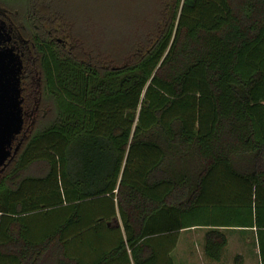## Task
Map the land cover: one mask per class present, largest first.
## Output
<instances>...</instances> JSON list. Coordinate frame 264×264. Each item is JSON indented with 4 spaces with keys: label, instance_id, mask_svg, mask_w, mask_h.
<instances>
[{
    "label": "trees",
    "instance_id": "trees-1",
    "mask_svg": "<svg viewBox=\"0 0 264 264\" xmlns=\"http://www.w3.org/2000/svg\"><path fill=\"white\" fill-rule=\"evenodd\" d=\"M56 7L70 37L36 43L49 115L0 169V264H84L68 239L115 217L88 264H175L192 226L212 260L225 228L251 230L264 264V0H156L117 53L89 47Z\"/></svg>",
    "mask_w": 264,
    "mask_h": 264
},
{
    "label": "rangeland",
    "instance_id": "rangeland-1",
    "mask_svg": "<svg viewBox=\"0 0 264 264\" xmlns=\"http://www.w3.org/2000/svg\"><path fill=\"white\" fill-rule=\"evenodd\" d=\"M10 1L14 8H23L25 4L23 0ZM44 1L49 2V6H61L66 14L74 17L75 29L82 32L83 38H85L89 47L100 48L101 50L111 49L116 53L119 49V44L123 47L143 33L145 27H148L149 23L154 19L156 9V0ZM42 103L45 109H48L49 104L46 101ZM49 109L44 110L45 118L49 115ZM114 219L117 221L118 218L115 217ZM203 229L204 227L201 226H192L178 232L179 241L186 239L193 243V248L190 250L191 254L186 256L189 259H186L189 264H202L199 259L197 241L202 239ZM225 232L229 238L228 246L245 254L244 258L247 264H254L255 258L245 253V250L248 249L249 240L252 239L251 230L241 231L237 228H225ZM242 239L245 240V245L244 243L241 245L238 242ZM239 254V260L234 255V260L237 262L242 258L241 253ZM177 257L185 260V256H181L180 253H178Z\"/></svg>",
    "mask_w": 264,
    "mask_h": 264
},
{
    "label": "flooded vegetation",
    "instance_id": "flooded-vegetation-1",
    "mask_svg": "<svg viewBox=\"0 0 264 264\" xmlns=\"http://www.w3.org/2000/svg\"><path fill=\"white\" fill-rule=\"evenodd\" d=\"M50 10L51 14L39 10L34 13L28 8H14L10 0H0V50L8 54L9 48L18 59L17 86L22 123L12 144L26 134L36 113L44 110L40 68L37 65L38 38L45 37L64 44L63 39L70 37V21L63 19L67 21L65 24L60 20L62 18L55 14L56 6H51Z\"/></svg>",
    "mask_w": 264,
    "mask_h": 264
},
{
    "label": "crops",
    "instance_id": "crops-1",
    "mask_svg": "<svg viewBox=\"0 0 264 264\" xmlns=\"http://www.w3.org/2000/svg\"><path fill=\"white\" fill-rule=\"evenodd\" d=\"M105 224L106 226L104 225L102 227H97V228H103V229H98V230L87 229L81 233L79 232L77 235L68 239L67 241L68 253H70L73 256L74 255L79 256V258L81 259V261H83L84 264H88L89 261L92 258H94L98 254L99 251L112 245V242L115 240V237L118 235L117 231L115 232L112 230L109 231V229H113V228L120 229V224L118 223V219H117V222L114 219L113 222L107 221ZM112 225L113 226L117 225V227H112ZM29 233L31 234V238L33 237V239L36 240V238L38 237V233L35 231L29 232ZM238 242L241 245L242 243H244L245 245L244 239ZM197 243L199 245L198 247V254L200 255L199 259L202 262V264H247V261L244 258L245 254H242V252L228 246L229 245L228 236H226V242L221 251V256L217 260L208 259L207 257L203 255L202 246H201L202 239L197 241ZM164 244H165V241H164ZM192 248H193L192 242L187 241L186 239L179 241L177 237L174 246L173 245L170 246L169 254L175 264H189V262L187 261L189 259L186 256L191 254L190 250H192ZM245 251H246L245 252L246 254L248 255L250 254L252 257L255 258L254 264L255 262L256 264H258V257L256 254L257 248H256V244L253 238L249 240L248 249H246ZM178 253H180L181 256H185L184 258L185 260H183L182 258L178 259L177 257ZM236 253H241V256H242L241 260L238 262L234 260V255ZM114 261L116 260L114 259L107 264H118L117 261L116 262Z\"/></svg>",
    "mask_w": 264,
    "mask_h": 264
},
{
    "label": "water",
    "instance_id": "water-1",
    "mask_svg": "<svg viewBox=\"0 0 264 264\" xmlns=\"http://www.w3.org/2000/svg\"><path fill=\"white\" fill-rule=\"evenodd\" d=\"M17 70L18 59L16 55L10 53L9 48L8 54L0 50V167L14 153L19 143L16 141L12 144L22 123Z\"/></svg>",
    "mask_w": 264,
    "mask_h": 264
}]
</instances>
